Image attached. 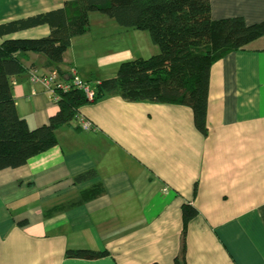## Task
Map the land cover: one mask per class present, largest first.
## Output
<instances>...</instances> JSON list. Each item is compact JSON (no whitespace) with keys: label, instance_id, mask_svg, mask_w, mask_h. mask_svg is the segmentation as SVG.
<instances>
[{"label":"crops","instance_id":"0c3cea01","mask_svg":"<svg viewBox=\"0 0 264 264\" xmlns=\"http://www.w3.org/2000/svg\"><path fill=\"white\" fill-rule=\"evenodd\" d=\"M71 0H0V24L60 8ZM264 21V0H211V18ZM89 16L59 65L84 81L113 78L121 63L158 54L146 32ZM47 25L6 36L36 39ZM13 79L17 115L29 129L46 125L58 107L29 73L56 74L42 54L19 55ZM93 125L75 121L55 131L57 144L23 166L0 170V264H264V36L210 69L208 135L189 107L127 102L119 96L81 106ZM94 176L83 182V173ZM102 193L61 209L94 189ZM197 216L186 227L182 206ZM67 250L108 256L71 259Z\"/></svg>","mask_w":264,"mask_h":264},{"label":"trees","instance_id":"16d2710c","mask_svg":"<svg viewBox=\"0 0 264 264\" xmlns=\"http://www.w3.org/2000/svg\"><path fill=\"white\" fill-rule=\"evenodd\" d=\"M92 13L114 20L123 29L146 32L159 50L148 59L121 63L115 77L93 83V102L115 95L127 102L186 106L193 113L196 130L204 137L208 135L207 100L212 65L264 36V21L253 25H247L239 17L214 21L211 0H71L58 9L0 24V36L42 25L49 27L45 37L7 39L0 45V170L21 167L30 158L54 147L55 131L69 125L79 114V108L90 103L77 89L60 92L58 110L48 123L29 129L17 115L12 88L13 79L24 72L20 54H42L59 78L67 76L61 73L59 65L71 40L90 31ZM93 176V172L83 173L75 182ZM101 193L99 187L61 209L77 206ZM181 210L184 259L186 227L197 216V210L189 204ZM65 256L96 260L108 253L67 250Z\"/></svg>","mask_w":264,"mask_h":264},{"label":"built area","instance_id":"2783aa9c","mask_svg":"<svg viewBox=\"0 0 264 264\" xmlns=\"http://www.w3.org/2000/svg\"><path fill=\"white\" fill-rule=\"evenodd\" d=\"M29 74V81L33 84L39 83L49 95L51 101L55 104L59 99L60 92H69L75 89L82 91L85 98L90 103H93V83H89L88 81H84L79 78L74 69H71L69 74L64 78H59L57 74H39L34 70L30 71ZM73 121L76 122L77 128L81 131H90L94 128L88 120L81 117L79 114L75 116Z\"/></svg>","mask_w":264,"mask_h":264},{"label":"rangeland","instance_id":"374dc122","mask_svg":"<svg viewBox=\"0 0 264 264\" xmlns=\"http://www.w3.org/2000/svg\"><path fill=\"white\" fill-rule=\"evenodd\" d=\"M96 15H97V17H105L104 19H107L106 21H110L111 20V19L107 18L106 16H103V15H101L99 13H96ZM111 23H114V20Z\"/></svg>","mask_w":264,"mask_h":264}]
</instances>
